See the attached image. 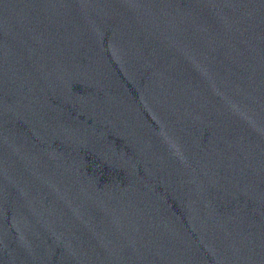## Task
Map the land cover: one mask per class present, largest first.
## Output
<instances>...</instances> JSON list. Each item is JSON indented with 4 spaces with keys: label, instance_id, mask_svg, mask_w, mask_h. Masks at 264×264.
<instances>
[{
    "label": "water",
    "instance_id": "95a60500",
    "mask_svg": "<svg viewBox=\"0 0 264 264\" xmlns=\"http://www.w3.org/2000/svg\"><path fill=\"white\" fill-rule=\"evenodd\" d=\"M0 264H264V0H0Z\"/></svg>",
    "mask_w": 264,
    "mask_h": 264
}]
</instances>
